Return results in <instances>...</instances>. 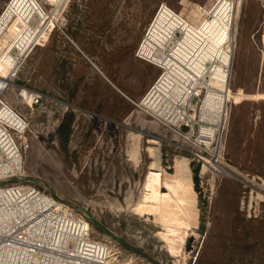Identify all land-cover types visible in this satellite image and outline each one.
<instances>
[{
	"label": "rangeland",
	"instance_id": "1",
	"mask_svg": "<svg viewBox=\"0 0 264 264\" xmlns=\"http://www.w3.org/2000/svg\"><path fill=\"white\" fill-rule=\"evenodd\" d=\"M42 1L53 32L23 59L4 95L30 124L20 182L85 215L95 240L110 248L108 264H264V0ZM11 2L0 0V18ZM26 29L15 16L0 50ZM151 30L219 85L230 54L216 143L200 138L209 117L177 133L143 106L161 74L140 59ZM24 90L41 94L42 105L24 104ZM215 151L229 172L219 165L203 173L201 158L211 161ZM183 162L195 202L175 226L144 203L149 174L180 178Z\"/></svg>",
	"mask_w": 264,
	"mask_h": 264
},
{
	"label": "built area",
	"instance_id": "2",
	"mask_svg": "<svg viewBox=\"0 0 264 264\" xmlns=\"http://www.w3.org/2000/svg\"><path fill=\"white\" fill-rule=\"evenodd\" d=\"M17 67L11 82L18 73ZM1 76L0 71V259L3 254L9 264H105L110 248L95 240L85 215L46 192L20 182L28 149L24 139L30 124L4 100L12 83ZM199 86L193 87L191 96L172 95L162 103L166 108L165 116H159L174 132L181 133L184 129L194 132L199 126L197 119L201 122L208 96L207 89ZM150 91L152 89L146 97ZM20 98L31 108L43 103V96L31 90L22 91ZM200 138L206 142L209 139L202 135V129ZM214 158L227 172V164L220 159L219 152L210 160ZM201 160L204 168L207 160ZM207 172L214 174L212 170Z\"/></svg>",
	"mask_w": 264,
	"mask_h": 264
},
{
	"label": "bare ground",
	"instance_id": "3",
	"mask_svg": "<svg viewBox=\"0 0 264 264\" xmlns=\"http://www.w3.org/2000/svg\"><path fill=\"white\" fill-rule=\"evenodd\" d=\"M40 1L42 0H12L7 10L0 18V36L4 33L6 26L15 16L27 27L23 33L15 38L14 42L9 47L6 45L0 50L1 78H6L10 83H13L11 82L12 73L18 69L17 65L20 66L23 59L31 50L38 46H42L43 42L47 40L48 34L53 32L52 28H54V26L51 22L52 17L44 12ZM172 15L176 16L173 13ZM35 16L41 20L40 26L39 24L35 26L36 21H38ZM13 49H16L15 51L17 52L14 53ZM140 54L143 56L140 58L141 60L155 66L161 71L157 81L150 88L152 91H150L147 97L143 98V106L148 110L147 112L155 115L157 119L164 117L166 108L162 103L166 102L167 97L179 94L188 96L193 87L200 84L199 88H205L208 91V96L202 111V119L209 117L211 122L210 128L202 126V135L209 137V139H207L208 142L212 143L215 141L222 132L225 119V105L229 85L226 73L231 66L230 54L227 53L223 59L222 68H225V71L223 74L224 78L220 85L217 84L218 78L214 77V74H210L206 79L202 77L200 73L191 69L178 55L170 52L167 46L157 39L152 30L142 41ZM212 112H214L213 117L211 116ZM152 157L154 158L152 170H157L161 165L159 152L152 150ZM214 167H219L218 162L216 164L215 160L206 162L203 173H206L209 169H214ZM184 168L185 170H183L180 178L175 179L172 177L169 178L166 175L164 176L159 172H151L149 174L147 189L150 194L145 198L144 206L147 207V209H144L145 211L153 212V210H155L156 212V210L159 209L158 211H163L165 219H170L174 223L175 220H179L180 214L189 211L187 207L193 205L195 202L193 197H191L194 194V189L191 172L185 163ZM162 186L168 189L169 194L160 193L159 188ZM190 199L192 201H190ZM148 202L152 203L150 206L151 209L148 208ZM143 208V206L140 207L141 210ZM4 253L7 254L8 252L4 249ZM109 255L110 254L107 253L105 264H108ZM0 264H9L3 254H1Z\"/></svg>",
	"mask_w": 264,
	"mask_h": 264
},
{
	"label": "trees",
	"instance_id": "4",
	"mask_svg": "<svg viewBox=\"0 0 264 264\" xmlns=\"http://www.w3.org/2000/svg\"><path fill=\"white\" fill-rule=\"evenodd\" d=\"M61 129H63V125L61 126ZM197 171H196V175H197ZM195 182H196V186H198V179H197V177L195 178ZM190 248V247H189Z\"/></svg>",
	"mask_w": 264,
	"mask_h": 264
}]
</instances>
